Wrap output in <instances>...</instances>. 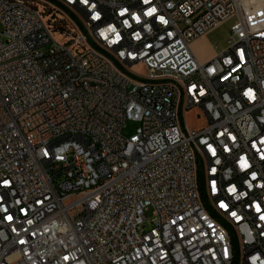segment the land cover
I'll return each mask as SVG.
<instances>
[{"label": "built area", "instance_id": "2783aa9c", "mask_svg": "<svg viewBox=\"0 0 264 264\" xmlns=\"http://www.w3.org/2000/svg\"><path fill=\"white\" fill-rule=\"evenodd\" d=\"M0 22V264H264V0H0Z\"/></svg>", "mask_w": 264, "mask_h": 264}, {"label": "rangeland", "instance_id": "374dc122", "mask_svg": "<svg viewBox=\"0 0 264 264\" xmlns=\"http://www.w3.org/2000/svg\"><path fill=\"white\" fill-rule=\"evenodd\" d=\"M234 20V16L228 18L223 21L220 26L210 30L192 42L193 51L201 63L207 62L217 53L218 49L215 48L216 44H218L220 48H224L227 45V38L230 34V28ZM1 29L2 25L0 22V37L3 38ZM140 72L144 73V69L141 68ZM185 120L187 121L188 126L193 129L202 127L206 123L204 113L199 107H194L186 111ZM135 128L136 123L130 121L128 122L127 127L123 130V134L129 136L134 132ZM145 215L148 217L146 222L149 224L154 217L153 208L149 207L145 211Z\"/></svg>", "mask_w": 264, "mask_h": 264}]
</instances>
